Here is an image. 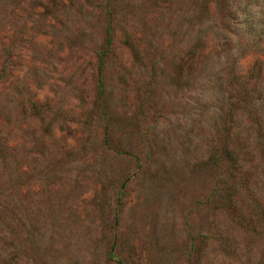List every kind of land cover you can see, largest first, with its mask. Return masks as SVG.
<instances>
[{"label":"rangeland","instance_id":"rangeland-1","mask_svg":"<svg viewBox=\"0 0 264 264\" xmlns=\"http://www.w3.org/2000/svg\"><path fill=\"white\" fill-rule=\"evenodd\" d=\"M0 264H264V0H0Z\"/></svg>","mask_w":264,"mask_h":264},{"label":"trees","instance_id":"trees-1","mask_svg":"<svg viewBox=\"0 0 264 264\" xmlns=\"http://www.w3.org/2000/svg\"><path fill=\"white\" fill-rule=\"evenodd\" d=\"M106 44H107V45L109 44V37H107ZM101 57H102V56H100L99 59H100Z\"/></svg>","mask_w":264,"mask_h":264}]
</instances>
